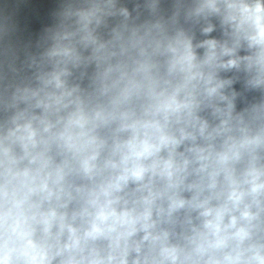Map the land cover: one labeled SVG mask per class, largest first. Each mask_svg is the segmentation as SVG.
I'll list each match as a JSON object with an SVG mask.
<instances>
[{"label":"clouds","instance_id":"clouds-1","mask_svg":"<svg viewBox=\"0 0 264 264\" xmlns=\"http://www.w3.org/2000/svg\"><path fill=\"white\" fill-rule=\"evenodd\" d=\"M0 264H264V0H0Z\"/></svg>","mask_w":264,"mask_h":264}]
</instances>
